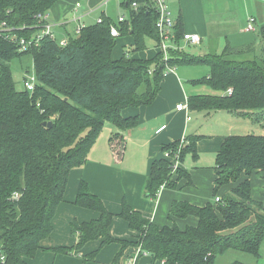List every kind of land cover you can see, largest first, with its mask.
Listing matches in <instances>:
<instances>
[{
  "label": "trees",
  "instance_id": "trees-1",
  "mask_svg": "<svg viewBox=\"0 0 264 264\" xmlns=\"http://www.w3.org/2000/svg\"><path fill=\"white\" fill-rule=\"evenodd\" d=\"M61 1L0 0V251L6 257L3 264H30L44 250L42 243L53 233V221L65 201L71 172L87 163L107 124L116 129L111 138L115 160L123 159L126 139L121 131L132 130L140 122L138 117L125 118L124 111L152 105L170 69L189 65L210 68L209 77L194 83L221 94L192 96L189 110L225 111L240 118L254 115L264 123V24L259 29L262 49L258 52L256 42L243 48L227 43L221 54L197 57L184 49H171L168 61L160 51L151 59L125 53L114 60L117 38L111 35L112 26L119 29L120 37L132 36L134 53L147 50L148 39L155 41L157 48L162 42L153 1L124 0L122 6L128 12L125 22H113L103 13L102 22L83 26L75 36L67 34L65 46L45 36L37 46L20 52L16 41L39 36L44 22L38 16H47ZM134 3L137 9L133 8ZM174 35L176 43L182 46L185 32L181 19L176 21ZM26 54L34 60L37 84L33 92L25 85L24 91H18L12 73V62ZM49 122L51 128L44 126ZM202 138L189 135L184 142L163 145L161 151L171 157L152 162L145 185L149 198L158 200L165 189L184 188L182 182L193 185L184 163L188 155L199 160L197 145ZM177 155L179 166L175 170ZM213 170L212 200L202 206L175 201L168 215L170 224L164 226L146 218L127 201L119 214L112 213L82 180L73 204L97 213L98 217L73 227V234L78 236L74 248L55 250H79L100 241L101 247L121 245L115 261L129 247H141L154 263L165 260L166 264H217L219 257L232 250L260 258L264 245V202L254 197L253 177L264 179V135L228 136ZM261 193L264 196V190ZM116 217L125 220L137 234L135 241L110 236ZM189 218L196 219L197 225H178L179 220Z\"/></svg>",
  "mask_w": 264,
  "mask_h": 264
},
{
  "label": "crops",
  "instance_id": "crops-1",
  "mask_svg": "<svg viewBox=\"0 0 264 264\" xmlns=\"http://www.w3.org/2000/svg\"><path fill=\"white\" fill-rule=\"evenodd\" d=\"M107 1L97 8L90 4L91 8L95 9L78 18L74 17L73 22L78 20V28L83 27L85 24H82L81 21H84V18L90 16L95 10L104 8ZM72 2L74 0H62L48 13L47 23L55 26L54 34L58 28L60 31H64L72 21L73 10L78 11L77 3L72 6ZM259 3L263 4L264 0L255 2L257 5ZM248 6L249 9L253 7ZM68 7L72 9L68 11ZM168 8L175 24L178 19H181L184 32L199 34L203 39L202 43L215 35L212 25L206 24L203 19L202 0H168ZM174 11L178 12L177 16H174ZM248 20L253 21L255 28L253 32H258L264 24V10L250 11L248 17L241 21L238 20L233 31L224 34L222 40L237 48L250 46L253 42L249 38L251 32L246 31ZM259 37L261 36L259 35ZM125 38H127L125 44L131 46L133 44L132 36ZM66 39L67 35L64 34L62 40ZM256 41L255 39L254 42ZM257 44L258 52L262 49V42ZM141 58L147 59L146 57ZM199 66L189 65L174 68L165 76L162 89L152 105L129 108L124 111L125 118L138 117L140 122L132 130L121 131L126 139V151L121 161L115 160L111 149V138L116 133V129L112 124L105 125L89 153L87 163L71 172L65 201L59 206L53 221V233L43 241L44 250L40 251L37 257L30 261V264H125L128 259L134 258L136 264H160L161 261L154 263L149 254L140 252L139 247H129L124 251L120 260L115 261L121 251V245L118 243L101 247L100 241H94L79 250L64 252L55 249L74 248L78 243V236L72 234L73 227L98 217L97 213L73 204L82 180L89 184L92 193L99 196L112 213L119 214L123 202L127 201L133 209L140 211L146 218L160 226L170 224L168 215L175 201H189L202 206L212 200L215 179L213 168L216 165L217 154L226 138L237 129L239 116L225 111L200 112L203 113L201 116L205 121L210 120L211 123L216 121L219 128L218 131L208 130L207 133H202L199 128L203 124L201 122L193 123L194 115L192 114L196 112L189 110V107L184 111L177 110V106L180 104L188 105L192 96L209 93V95L221 94H212L211 91L199 93L204 92L200 86L206 85H196L194 81L209 77L211 73L210 70H199L197 68ZM185 111L187 112L185 113ZM188 116H190V120ZM189 135L203 136L197 145L199 160H192L190 165L187 160L184 163L192 175L193 185L186 186V183L182 182L181 187L185 186L184 188L165 189L158 200L149 198L145 185L152 162L165 156V153L161 151L163 145L179 140L184 141ZM177 223L181 228H185L188 225H197V220L189 218L179 220ZM110 236L118 240L135 241L137 239V234L129 228L125 220L119 217L115 218L110 228ZM95 252H97L96 256L91 258V254Z\"/></svg>",
  "mask_w": 264,
  "mask_h": 264
},
{
  "label": "rangeland",
  "instance_id": "rangeland-1",
  "mask_svg": "<svg viewBox=\"0 0 264 264\" xmlns=\"http://www.w3.org/2000/svg\"><path fill=\"white\" fill-rule=\"evenodd\" d=\"M106 1L107 0H85L84 2H82V5L80 9H78V11L73 10L72 21L69 23L68 26H66L64 31H60L59 30L60 28L57 29L56 34L54 35L55 40L61 42L64 34L66 35L69 34L70 36H75L76 34H78L77 29L79 26V22L78 20L73 22V18L74 17L78 18L79 16L87 14L92 9L99 7L100 4H103V2ZM123 1L124 0H108L107 5L104 8L95 10L90 14V16L89 15L86 16L84 18V21H81V23L85 24L84 26L93 25L97 21L102 19L101 17L103 15V12L105 13V16L111 19L113 22H118V18L122 15L128 17L127 10H125L122 6ZM255 2H258V0H251V1L250 0H202L203 19L205 20L206 24L210 23V25H212V30L215 33V35L211 39H207L201 45L198 46L187 45L184 48L185 52L189 53L190 55H196L197 57L200 55L204 56L211 53L221 54L227 44L224 40H222L224 34L233 31L236 22L238 20L241 21L242 19L247 18L250 11L254 12V9L257 10L258 12L261 9L264 10V3L261 5L259 3L257 5L255 4ZM76 3L77 0H74V2H72L71 4L72 6H74ZM90 4L95 8H91ZM248 5L253 7L249 9ZM71 9H72L71 7H68V11H70ZM177 13H178L177 11H174V16L175 15L177 16ZM52 26L53 28H55L54 25ZM259 35H260L259 31L251 32L249 38L251 39L252 42H254L256 39L257 40L256 43H260V41L262 42V39L261 37H259ZM125 40H127V38L125 37L117 38L116 40L117 44L112 53V58L114 60L120 59L125 55V53H129L130 56L133 57H138V58L146 57L148 59L156 55V53H158L159 51L155 41L148 39L147 50H145L142 53H134L132 52L133 48H131L130 45L125 44ZM11 67H12L14 80L16 83V88L18 91H24L25 88L24 81L26 78H29V80L31 81V79L35 77L37 80L35 68H34V60L31 54H26L16 58L12 62ZM197 68H199V70H206V71L210 70L208 66H199ZM200 88L201 90H204V92H199V93H206V92L209 93L208 91H211L212 94L219 93L213 90L212 88H210L209 86H200ZM209 94H204V95H209ZM186 112L187 111H185V113ZM192 115H194V121H193L194 124L199 122L203 124V126H200L199 128V130L202 133H207L206 131L208 130L211 131L219 130V128L216 125V121L211 123L210 120L205 121L202 118L201 115H203V113L196 112L193 113ZM197 116H199L198 117L199 119L197 118ZM247 134L264 135L263 121L256 120L254 115L250 117H241V118L239 117L237 129H235L232 132V135H247ZM186 160L188 165H190L192 163L193 158L191 155H188ZM188 165L186 166L189 167ZM253 185L255 187L254 197L256 198V200L264 202V196L261 193V191L264 190V179L253 177ZM237 263L264 264V245L262 247L260 258H255L254 256L249 255L247 253L232 250L226 253L224 256L219 257L217 261V264H237Z\"/></svg>",
  "mask_w": 264,
  "mask_h": 264
},
{
  "label": "built area",
  "instance_id": "built-area-1",
  "mask_svg": "<svg viewBox=\"0 0 264 264\" xmlns=\"http://www.w3.org/2000/svg\"><path fill=\"white\" fill-rule=\"evenodd\" d=\"M85 0H78L77 3V9H79L82 5V2ZM154 3V8L157 12L158 19H157V29L160 32V36L162 38V42L160 47L158 48L160 52L163 53L164 55V60L168 61L169 59V52L171 49L174 50H183L187 45L188 46H198L202 44V37L199 34H189L185 33L184 35V40H183V45L180 46L179 44L176 43L175 41V35H174V27H175V22L172 18L171 12L169 11L168 8V0H152ZM133 8L137 9L138 5L136 3L133 4ZM39 21L43 24V29L42 32L39 36L34 37L33 39H26V38H21L20 40H17V44H19V51L20 52H26L31 48L33 45H38L41 39H43L45 36H49L51 38H54V33H53V26L50 23H45V21L48 20V16H43L39 15L38 16ZM126 16L122 15L118 18L119 22H125L126 21ZM98 22H102V19H100ZM82 27H79L77 29V33H79L80 29ZM254 24L252 20H249V24L246 28L247 32H252L254 31ZM111 35L115 38L120 37V32L119 29L115 26H112L111 28ZM62 46H65L67 44V40H62L60 42ZM173 71V69H170L169 72ZM27 80L25 81V87L27 90L30 92H33L36 88L37 80L36 78H32L31 81L29 78H26ZM232 93V89L229 90V94ZM188 109V105L186 104H180L177 106V110L179 111H184ZM188 119L190 120V116H188ZM184 142V141H183ZM165 156L167 158H170L171 155L169 153H166ZM179 166V159L178 155L175 158L174 161V168L175 170ZM220 199L218 198L217 201ZM139 251L141 252V247H139ZM6 260L5 255L0 251V264H3ZM125 264H136V259H128ZM160 264H166L165 260H162Z\"/></svg>",
  "mask_w": 264,
  "mask_h": 264
},
{
  "label": "water",
  "instance_id": "water-1",
  "mask_svg": "<svg viewBox=\"0 0 264 264\" xmlns=\"http://www.w3.org/2000/svg\"><path fill=\"white\" fill-rule=\"evenodd\" d=\"M44 126H48L49 128H51L52 127V122L44 123Z\"/></svg>",
  "mask_w": 264,
  "mask_h": 264
}]
</instances>
